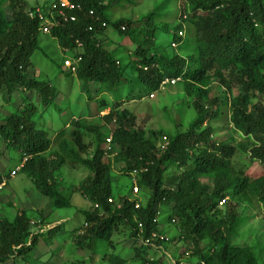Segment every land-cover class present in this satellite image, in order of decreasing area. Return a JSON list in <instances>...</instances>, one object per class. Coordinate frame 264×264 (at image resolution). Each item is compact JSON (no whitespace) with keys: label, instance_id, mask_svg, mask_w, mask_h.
Here are the masks:
<instances>
[{"label":"trees","instance_id":"obj_1","mask_svg":"<svg viewBox=\"0 0 264 264\" xmlns=\"http://www.w3.org/2000/svg\"><path fill=\"white\" fill-rule=\"evenodd\" d=\"M70 1L75 8L65 13L75 20H64L54 11L55 23L46 34L81 56L74 76L82 82L89 102L93 101L91 83L101 91H114L124 101L121 91L126 84H142L144 95L170 78L174 80L170 86L182 84L186 94L182 108H191L194 114L187 113L185 129H180L183 120L178 119L175 133L160 128L147 135L136 127L135 114L129 109L120 108L119 102L110 106L100 98L98 110L110 108L100 117L104 129L85 112H72L61 116L60 129L49 132L38 106L52 105L55 89L27 75L31 56L39 49L41 22L31 15L35 7L26 0H0V108L11 110L10 98L20 92L18 87L35 90L40 97L32 101L34 96L21 92L22 101L2 118V138L19 153V159L27 156L20 172L50 198V206L72 207L60 183L62 174L75 166L88 171L77 189L96 205L80 210L84 224L72 232L65 230L64 222L46 226L49 222L40 211L28 214L20 209L13 216L4 212L0 215V264H44L35 255L38 242L49 248L65 238L68 251H84L90 264H161L148 248L166 243L168 238L159 235L162 223L176 231L169 241L181 238L190 245L191 257L176 264H264V240L259 235L252 244L232 241L241 224L239 208L249 206L264 214V171H249L254 163L264 170V0H174V13L168 7L157 14L166 0L138 21L116 12L133 6L132 0H108L106 5L103 0ZM56 2L50 0L41 8ZM90 9L93 15L88 14ZM162 36H168L167 44L176 45L177 50L163 51ZM129 37L131 50L124 45ZM75 40L82 46L76 48ZM114 41L121 50L107 48ZM122 50L129 54L126 61L114 56ZM224 70L230 72L227 79ZM213 77L219 79L216 85ZM223 84L221 95L208 97L213 86ZM111 123L114 127L109 129ZM163 135L168 144L161 149L154 137ZM116 165L121 176L130 177L135 170L139 207L130 200L132 185L127 194H119L124 185L113 184ZM109 197L113 200L108 201ZM120 237L131 241L125 256L115 242ZM58 264L89 261L75 254Z\"/></svg>","mask_w":264,"mask_h":264},{"label":"rangeland","instance_id":"obj_2","mask_svg":"<svg viewBox=\"0 0 264 264\" xmlns=\"http://www.w3.org/2000/svg\"><path fill=\"white\" fill-rule=\"evenodd\" d=\"M28 4L32 5L35 8H40L41 5L47 4L50 0H26ZM133 6L129 5L124 9H117V14L123 12V16L131 17L133 20L138 21L143 16H145L149 11L155 9V7H159L166 0H132ZM102 3L106 5L108 0H103ZM51 5V4H50ZM113 7V6H112ZM168 7H171L172 12L174 13L175 6L174 0H169L167 4L165 3L164 8H160L157 10V14L161 11H166ZM47 11V9H46ZM6 14L9 16L10 13L7 11ZM183 34L185 30L183 29ZM111 35L114 34L111 32ZM162 40L165 42L162 44L161 48L163 51L170 53L172 50L171 47H174L177 50L176 45L169 46L168 36H162ZM118 40V38H116ZM39 49L34 51L31 56L32 65L27 70V75L35 76L39 80L46 81L50 83V85L55 89L56 98L52 105H48L44 107L39 105L38 108L41 110V117L45 120L46 127L49 132L52 130H58L62 127V117L65 114H71L74 112L78 113H86L87 118H91L95 123H98L103 129L105 128V124L103 120L100 119L102 115H104L108 110H104V112H99L98 110V101L100 98H104L110 106L120 103V108H127L136 117V127L139 129H144L147 135L150 134L152 130H157L162 128L166 133H175L178 131V127L176 128V122L178 119L183 120V125L180 129H185V125L188 122V114H191V108H182V101L184 99L185 91L182 87V84L178 85L173 84H164L162 83V87L157 88L155 91H151L152 96L150 97L149 93H143V85L140 83L133 82L131 84H126V86L122 87L121 97L124 101L119 100L117 94L114 91L105 92L106 90L101 91L97 88L95 83L89 84V92L91 93L92 100L88 101V96L86 94V90L83 88L82 82L77 80L74 74H69L66 72L65 68L61 65L62 59L64 57H69L73 54L74 49L71 47L67 50L62 46H59L58 41L50 37L48 34L39 33L37 35ZM124 45L128 46L129 49H133V43L128 38H124ZM118 41L112 42V44L108 45L107 48L110 51H113L114 47L118 46ZM121 50V46H118ZM183 54V53H181ZM114 56L117 58H128L129 54L126 50L117 51L114 53ZM225 79L229 78L230 72L229 70L223 71ZM212 81H214L215 85L219 82L218 78L213 77ZM225 84L213 86V90H211L208 94V97H218L221 95V91L224 89ZM234 87V86H233ZM20 92H14L11 96V110L8 112L6 108H0V127L2 125V118L13 112L14 109L19 105L22 101V97L26 95L34 96L32 101H39V94L33 90L32 92L26 91L23 87L20 89ZM25 91V95L21 92ZM232 93L236 92V89L231 90ZM115 93V97L113 94ZM142 95L141 97H137ZM231 96V93L229 92ZM130 96H135V98L128 99ZM90 97V96H89ZM137 97V98H136ZM2 93H0V106L3 105L2 102ZM187 97H185V100ZM31 100V99H30ZM29 101V100H28ZM257 100L254 99V102ZM85 102H88L89 110L85 107ZM54 105H57L60 110H57ZM264 105V104H263ZM53 106V108L51 107ZM51 107V108H50ZM181 107V109H180ZM62 109V110H61ZM64 109V111H63ZM225 109V108H224ZM179 111H184V115L181 117L178 115L181 114ZM60 112V113H59ZM95 113V114H94ZM228 115V112L226 111ZM39 116V115H38ZM195 116V115H194ZM68 117V116H66ZM186 117V118H185ZM226 117V116H225ZM64 118V117H63ZM185 121V122H184ZM185 124V125H184ZM220 122H214L215 126L221 125ZM114 127V123L109 125V129ZM220 132L225 133V130H221ZM165 136L162 137H154L156 146L161 148L164 142H168L167 139H164ZM224 138V136H223ZM92 149V148H91ZM90 149V150H91ZM0 176L5 177L6 185L0 189V215H3L5 212L13 216L17 210L25 209L28 214H35V212L41 213V215L47 219L49 224H56L60 222L65 223V230L67 232H72L73 229L77 228L80 225H83V217L80 213V210H92L93 206L87 198H85L81 192L77 189V183L81 181L88 171L81 166H75L70 170L65 171L62 174V181L60 186L62 191L67 196H70L72 207L70 209H55L50 206V198L40 194L32 184L29 178H27L24 173L18 171L21 167V160L19 159V153L15 150H10L8 143L5 139L2 138L0 133ZM109 157V156H108ZM106 159V158H105ZM4 161V162H3ZM119 166V165H118ZM113 166L112 171L117 173V178L113 182L114 185L116 183L123 184L124 187L119 189V194H127L130 189V185L133 186V176L130 177L121 176L118 174V167ZM11 170L12 177H9L7 174ZM249 171L252 172H263L264 170L259 167L256 163L251 166ZM74 185V186H73ZM132 188V187H131ZM134 198V196L130 195V199ZM108 201H112V197ZM141 199V198H140ZM10 203V204H9ZM241 214V224L238 226L237 233L233 235L232 241L235 244H252L254 237L259 235L262 240H264V214L259 211L257 208H251L249 206H243L238 209ZM163 216V215H162ZM162 218V217H161ZM38 220V219H37ZM36 220L32 218V223ZM159 235L167 237L168 239L175 235V229L172 226H169L166 223H162L159 227ZM164 245H161L159 248L155 249L153 247H149V253H152L155 257L161 259L163 263L161 264H176V262L182 261L187 262L190 256L189 243L183 241L181 238L179 240H168ZM68 238L65 240H55L54 245L47 248L45 243L40 240L35 249V255L39 256V261L44 264H58L64 260H70L76 254L84 258V262L89 264L91 260H89V255L85 254L84 251L80 249L68 251L66 248L68 245ZM116 244L122 246L121 253L122 256H125L129 253V246L131 245V241L127 238L120 237L115 238ZM189 245V246H188ZM51 250H55V254L51 255ZM74 251V252H73ZM94 261H96L97 256H93ZM196 260V259H194ZM5 264V263H4ZM7 264V263H6ZM93 264V262L91 263ZM129 264V263H128Z\"/></svg>","mask_w":264,"mask_h":264},{"label":"built area","instance_id":"obj_3","mask_svg":"<svg viewBox=\"0 0 264 264\" xmlns=\"http://www.w3.org/2000/svg\"><path fill=\"white\" fill-rule=\"evenodd\" d=\"M75 8V4L73 2H71L70 0H57L56 3H52L47 11H43L42 9H38V8H35L34 11L31 12V15H35L41 22V25H40V29L43 31V32H48L49 29H50V25H52L54 22V20H52L53 18H55V15H54V11L57 12V15L58 16H61L64 20H69V21H74L75 20V16L74 15H66L65 13V9H68V10H72ZM89 13L90 14H93V10H89ZM90 28V27H89ZM78 45H81L80 42H78ZM81 59L80 56H77L75 59H67L64 61V64L67 65L68 67H70V69L72 71H75L76 70V67H77V63L78 61ZM168 81V79H165L163 81V83H166ZM171 82H173V80H171ZM150 96H152V94H150ZM109 140V139H107ZM134 178H133V186L131 188V193L133 194L134 197H137L138 194H139V186L135 180V170L132 171V174H131ZM110 200V199H109ZM134 201V205L135 207H139V199H133Z\"/></svg>","mask_w":264,"mask_h":264},{"label":"clouds","instance_id":"obj_4","mask_svg":"<svg viewBox=\"0 0 264 264\" xmlns=\"http://www.w3.org/2000/svg\"><path fill=\"white\" fill-rule=\"evenodd\" d=\"M41 9H42L43 11H45V10L48 9V8L46 7V8H41ZM91 10H92V9H91ZM88 14H89V15H93L94 13H93V14H90L89 11H88ZM96 19H98V18H96ZM53 24H54V23H53ZM102 25L104 26V23H102ZM50 27H51V25H50ZM123 27H124V26H123ZM123 27H122V28H123ZM40 31H41L43 34H46V33L49 32V31H48V32H43L41 29H40ZM179 34H181V33L179 32ZM75 41H76V48H79V47L82 46V44H81L80 41H78V40H75ZM78 42H80L81 45H78ZM67 49H68V48H65V50H67ZM74 50H75V49H74ZM77 56H79V55H75V56H74V52H73V54H72L71 56H69V57H64V59H63V61H62V62H63V67L65 68V70H69L70 73H71V74H74V75H75L76 70H75V71H72V70L70 69V67H68L67 65L64 64V61L67 60V59H70V60H71V59H75ZM80 57H81V56H80ZM80 60H81V59H80ZM80 60H79V61H80ZM79 61H78V62H79ZM76 68H77V67H76ZM165 79H168V81H167L166 83H164V84H167V85H168V84H172V83L174 82V80H173V82H171L172 79H170V78H164V79L160 82V84L158 85L159 87H162L161 84L163 83V81H164ZM175 80H178V78L175 79ZM155 91H156V90H155ZM150 94H152V93L150 92L149 95H150ZM150 97H151V96H150ZM104 110H108V111H109L110 108L107 106V107H105V108H103V109H100L99 112H102V111L104 112ZM108 111H107L106 113H108ZM106 113H105V114H106ZM107 139H109V136H108V138H106V140H105V141L108 143L109 140H107ZM167 144H168V142H164L163 145H162V147H161V149L166 148ZM108 148H109V146H107V149H108ZM26 157H27L26 155H23L22 158L20 159V160H21V167H22V165H23V163H24ZM21 167L19 168L18 171H20ZM10 172H11V170L9 171V173H8L7 175H8L9 177H12V175H11ZM5 185H6L5 177L2 176V177H1V180H0V189H2V187H4ZM132 195H133V194H132ZM133 199H140V198H139V194H138L137 197H134V198H132V199H130V200H133ZM222 201H223V200H221V202H219V204H221Z\"/></svg>","mask_w":264,"mask_h":264}]
</instances>
